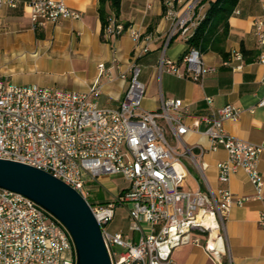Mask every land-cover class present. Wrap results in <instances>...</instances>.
<instances>
[{"label": "built area", "instance_id": "built-area-1", "mask_svg": "<svg viewBox=\"0 0 264 264\" xmlns=\"http://www.w3.org/2000/svg\"><path fill=\"white\" fill-rule=\"evenodd\" d=\"M198 2L190 0L184 5L182 0H164V18L171 21L165 47L175 36L188 40L194 34L203 18L195 12ZM15 6L16 0H0V7ZM27 7L34 29L81 18V13L69 8L64 0H31ZM253 25L262 48L257 61L264 66V21L256 19ZM123 33L135 43L144 39L146 44L133 55L128 88L118 109L99 108L86 94L76 91L0 84V159L46 172L78 192L101 228L112 264H175L173 251L189 244L201 246L212 264H223L222 258L229 255L225 222L231 208L251 201L264 202V178L258 169L264 140L252 144L225 131L224 123L237 121L242 113L231 104L217 108L214 117L195 119L192 127L183 121L186 110L180 99L162 100L156 112L143 110L145 86L139 81L136 61L148 51L150 37L142 38L135 27H125L114 18L103 31L107 38ZM231 57L238 62L243 59L236 52ZM181 62L185 73L180 76L195 82L214 70L195 47ZM162 68L176 72V64L164 56L159 65ZM234 68L240 69L241 64ZM107 72L103 64L98 66L99 78L110 79ZM120 78L125 79L126 74ZM90 92L99 96L98 80ZM205 100L211 103V98ZM257 106L264 107V98ZM201 124L206 126L204 134L210 150L227 153V159L217 164L218 180L227 183L234 173L243 170L253 194L235 196L225 188L214 192L210 188L181 187L186 177L182 158L189 154L194 159L181 136L196 131ZM165 129L176 139L175 145L167 141ZM105 175H119L128 186L112 201L93 206L87 200L85 184ZM126 203L130 204L128 232L109 233L104 227L113 219L115 208ZM258 223L264 226V214H260ZM0 264H76V255L69 233L55 217L23 195L0 188Z\"/></svg>", "mask_w": 264, "mask_h": 264}, {"label": "crops", "instance_id": "crops-1", "mask_svg": "<svg viewBox=\"0 0 264 264\" xmlns=\"http://www.w3.org/2000/svg\"><path fill=\"white\" fill-rule=\"evenodd\" d=\"M30 1L16 0L15 7H0V68H5L0 71V84H34L76 91L86 94L99 108L118 109L128 88L133 55L146 44L144 39L135 43L128 33L105 37L98 12L99 0H64L69 8L81 13L79 20L65 19L34 29L27 7ZM263 1L238 0L227 20L226 37L201 45L203 61L214 70L205 73L200 82L180 76L185 73L181 59L189 50L186 40L175 36L165 47L171 21L164 18V0H121L117 17L107 4L110 18L125 27H135L142 38L150 37L148 51L136 61L139 81L145 86L141 108L156 112L162 100L180 99L186 110L183 121L192 127L195 119L214 117L217 108L231 104L242 113L237 121L224 123L225 131L240 140L261 144L264 107H258L257 103L264 98V66L257 61L262 48L253 23L256 19L264 21ZM182 2L186 5L190 0ZM207 9L208 3L202 4L197 15L203 17ZM221 32L222 26L217 33ZM235 52L242 55L241 62L232 60ZM163 56L176 64V72L159 69ZM239 63L241 68L235 69ZM100 64L108 70L110 79L99 78ZM122 73L126 74L125 79L120 78ZM97 80L100 94L94 96L90 88ZM206 98H211L210 104ZM205 128L201 124L196 131L181 136L183 144L191 150L198 172L197 177L190 178V171L183 163L186 177L181 187L203 191L210 188L214 192L225 188L235 196L253 194V186L243 170L234 173L227 183L218 180L217 164L227 159V153L223 149L210 150ZM258 169L264 178V151L259 155ZM109 177L101 176L96 181L102 183ZM261 213L264 214V202L259 201L231 208L225 222L229 255L222 258L223 264H264V226L258 223ZM172 260L175 264H212L203 248L192 244L174 250Z\"/></svg>", "mask_w": 264, "mask_h": 264}, {"label": "water", "instance_id": "water-1", "mask_svg": "<svg viewBox=\"0 0 264 264\" xmlns=\"http://www.w3.org/2000/svg\"><path fill=\"white\" fill-rule=\"evenodd\" d=\"M0 188L32 200L69 233L76 264H112L90 205L71 187L34 167L0 159Z\"/></svg>", "mask_w": 264, "mask_h": 264}, {"label": "trees", "instance_id": "trees-1", "mask_svg": "<svg viewBox=\"0 0 264 264\" xmlns=\"http://www.w3.org/2000/svg\"><path fill=\"white\" fill-rule=\"evenodd\" d=\"M238 0H201L198 7L208 3V9L203 18L199 21L194 34L186 40L189 49L191 47L201 48V45L210 42L211 44L218 38L226 37L227 20L231 15ZM121 0H99V18L102 25V33L108 24L110 14L106 9L108 4L110 10L118 16ZM222 26L221 34L217 33Z\"/></svg>", "mask_w": 264, "mask_h": 264}, {"label": "rangeland", "instance_id": "rangeland-1", "mask_svg": "<svg viewBox=\"0 0 264 264\" xmlns=\"http://www.w3.org/2000/svg\"><path fill=\"white\" fill-rule=\"evenodd\" d=\"M201 0H199L200 2ZM198 2V3H199ZM196 15L199 12V7L195 10ZM200 17L199 15H197ZM5 68H0V71H2ZM6 81V80H5ZM162 126L164 125V122L159 120L158 121ZM166 130V139L171 145L176 144V139ZM183 149V146L180 147V151ZM181 152H184L181 151ZM193 158L186 154L182 158V162L185 164L187 169L190 171V178L191 177H197L198 172L195 168V165L193 164ZM188 164V166H187ZM200 176V175H199ZM202 180V178H201ZM128 186V183L119 175H111L108 180L105 182L99 183L98 181H92L85 184V191L87 193V200L88 202L96 206L98 203H103L105 201H110L112 198H115L119 195L120 191ZM130 208V204L126 203L124 206L118 205L115 208L114 217L110 221L108 225H106L104 228L106 231H108L111 234H115L119 231L122 233L128 232V217H127V210ZM138 235L135 234L134 238L137 240Z\"/></svg>", "mask_w": 264, "mask_h": 264}]
</instances>
